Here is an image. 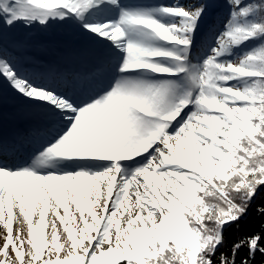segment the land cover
Wrapping results in <instances>:
<instances>
[{
  "label": "snow or ice",
  "instance_id": "6c2138e0",
  "mask_svg": "<svg viewBox=\"0 0 264 264\" xmlns=\"http://www.w3.org/2000/svg\"><path fill=\"white\" fill-rule=\"evenodd\" d=\"M57 26L95 70L9 46ZM5 92L42 123L0 111V264H264V0H0Z\"/></svg>",
  "mask_w": 264,
  "mask_h": 264
},
{
  "label": "bare ground",
  "instance_id": "6f19581e",
  "mask_svg": "<svg viewBox=\"0 0 264 264\" xmlns=\"http://www.w3.org/2000/svg\"><path fill=\"white\" fill-rule=\"evenodd\" d=\"M58 31H64L70 37L76 35V33L69 27L57 26L47 31H41L39 29L26 30L24 28H17L12 32L8 33V43L10 48H14L20 54L23 52H27L31 54L33 58L44 59L48 56V49L52 46L49 42H45V38L49 35L51 36V39L52 37L54 38L55 35L58 36ZM23 32L25 33V35H20ZM5 95L7 94L5 93L4 96ZM9 97L11 98L13 96ZM9 97H6L5 100H7ZM0 111L4 113L6 118H10L12 116V113L6 109L5 103L0 105Z\"/></svg>",
  "mask_w": 264,
  "mask_h": 264
},
{
  "label": "trees",
  "instance_id": "16d2710c",
  "mask_svg": "<svg viewBox=\"0 0 264 264\" xmlns=\"http://www.w3.org/2000/svg\"><path fill=\"white\" fill-rule=\"evenodd\" d=\"M261 202H264V196H262ZM261 224H264V218L256 214L254 207L249 213V216L244 221H242L240 234H251L252 232L258 231ZM227 237L229 242L237 238V231L235 226L228 230Z\"/></svg>",
  "mask_w": 264,
  "mask_h": 264
},
{
  "label": "rangeland",
  "instance_id": "374dc122",
  "mask_svg": "<svg viewBox=\"0 0 264 264\" xmlns=\"http://www.w3.org/2000/svg\"><path fill=\"white\" fill-rule=\"evenodd\" d=\"M51 211H50V213H49V217H48V219L50 220L51 219ZM35 219H36V217L34 216V222H35ZM0 230H2V229H0ZM14 232H15V221H14Z\"/></svg>",
  "mask_w": 264,
  "mask_h": 264
}]
</instances>
